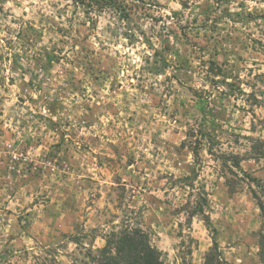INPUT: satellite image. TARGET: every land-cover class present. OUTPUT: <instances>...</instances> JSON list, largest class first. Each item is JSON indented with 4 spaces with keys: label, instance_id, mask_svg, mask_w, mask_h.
Returning a JSON list of instances; mask_svg holds the SVG:
<instances>
[{
    "label": "rangeland",
    "instance_id": "obj_1",
    "mask_svg": "<svg viewBox=\"0 0 264 264\" xmlns=\"http://www.w3.org/2000/svg\"><path fill=\"white\" fill-rule=\"evenodd\" d=\"M86 4L0 0V264H264V0Z\"/></svg>",
    "mask_w": 264,
    "mask_h": 264
},
{
    "label": "trees",
    "instance_id": "obj_2",
    "mask_svg": "<svg viewBox=\"0 0 264 264\" xmlns=\"http://www.w3.org/2000/svg\"><path fill=\"white\" fill-rule=\"evenodd\" d=\"M75 4L87 5L90 0H73ZM48 60H52L51 56ZM212 71V70H211ZM221 75L219 68L213 72ZM49 108V107H48ZM260 208L263 207L259 204ZM92 264H161L156 250L150 246L146 234L141 229L112 231L105 238V245L88 254ZM89 264V263H85Z\"/></svg>",
    "mask_w": 264,
    "mask_h": 264
}]
</instances>
